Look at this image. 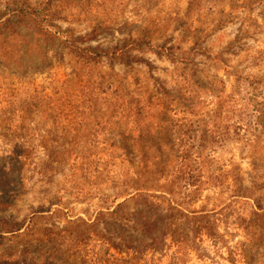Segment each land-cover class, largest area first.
<instances>
[{"label":"rangeland","instance_id":"rangeland-1","mask_svg":"<svg viewBox=\"0 0 264 264\" xmlns=\"http://www.w3.org/2000/svg\"><path fill=\"white\" fill-rule=\"evenodd\" d=\"M171 181L225 246L137 234L120 194ZM251 203L261 225L264 0H0V264H247Z\"/></svg>","mask_w":264,"mask_h":264},{"label":"trees","instance_id":"trees-1","mask_svg":"<svg viewBox=\"0 0 264 264\" xmlns=\"http://www.w3.org/2000/svg\"><path fill=\"white\" fill-rule=\"evenodd\" d=\"M253 185L255 184L253 183ZM238 186L241 187L239 184ZM149 190L162 191L164 193L161 198L167 202L165 210L161 211V208L152 201L151 198L157 197V195L148 193ZM199 191L201 192L199 187L191 191L194 192L192 201L198 198ZM244 192L241 189L233 190V193L238 197H250L247 195L250 193ZM249 192H251L250 188ZM184 193L186 192L181 191V186L171 181L144 191L136 188L134 192L126 190L120 196L125 197L123 203L139 201L144 205L143 209H139L135 213V220L137 221L136 231L142 238L146 237L149 247L154 250H161L166 245V240L170 238L172 243L181 244L180 249L185 251V255L186 251L191 249L190 245H195V241L203 235L213 241V244L219 247L225 246L226 239L224 235L218 232V224L219 222L228 223L229 221L219 219L216 211L209 213V211L206 212L204 209L189 210L186 207H182L180 194ZM188 196L190 194H186L185 197ZM118 207L120 206H117L112 211V214L119 213ZM255 207L251 203L248 216L245 214L239 215L231 222L233 224L232 228H241L245 236L242 241H238L235 250L229 251L230 260L232 261H234V256L236 255L244 259L247 264H260L264 260V223L260 225L262 214L256 212L253 209ZM256 208L260 209L259 207ZM179 214L184 218L182 223H178V219H176V215ZM183 259H181V263Z\"/></svg>","mask_w":264,"mask_h":264}]
</instances>
